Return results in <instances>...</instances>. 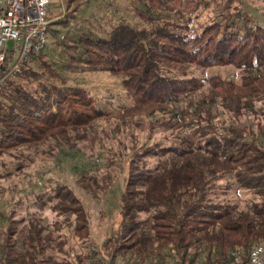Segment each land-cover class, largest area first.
Wrapping results in <instances>:
<instances>
[{"label": "trees", "instance_id": "obj_1", "mask_svg": "<svg viewBox=\"0 0 264 264\" xmlns=\"http://www.w3.org/2000/svg\"><path fill=\"white\" fill-rule=\"evenodd\" d=\"M86 1L52 5L48 45L0 83V178L39 150L100 152L101 164L76 181L98 196L125 169L120 221L98 247L57 257L63 226L88 237L81 201L57 181L37 202L61 218L49 227L34 214L6 216L0 260L194 264L203 253L205 264H245L251 245L264 242V11L244 0H128V20L82 26ZM115 14L102 9L93 18ZM217 65L234 66L238 79L204 73ZM95 71L118 76L125 101L95 92ZM238 188L251 195L244 205L219 198Z\"/></svg>", "mask_w": 264, "mask_h": 264}, {"label": "rangeland", "instance_id": "obj_2", "mask_svg": "<svg viewBox=\"0 0 264 264\" xmlns=\"http://www.w3.org/2000/svg\"><path fill=\"white\" fill-rule=\"evenodd\" d=\"M128 0H89L81 4L78 11L80 22L83 25L88 23L103 22L109 23L118 20L120 17L128 20L130 13L124 9ZM247 8L252 12L264 11L263 0H244ZM53 6H60L59 3L52 4ZM118 5L117 10H115ZM61 7V6H60ZM110 8L116 14L108 15L95 19L102 14V9ZM53 12H51V15ZM79 21V20H77ZM75 21H72L73 24ZM79 24V23H78ZM217 72L225 76L238 79V69L232 65H217L207 68L204 73ZM88 75L92 78L91 84L97 93L112 92V98L118 101H125V92L122 90L118 76L110 74L106 71L90 72ZM142 132H139L142 138ZM157 137L160 133L156 134ZM45 146V145H44ZM43 146V147H44ZM41 147V148H43ZM40 148V149H41ZM90 150L84 151L83 154L76 152L67 154L66 156L48 155L39 150L34 153L33 160L30 165L21 171L12 173L8 177L0 178V228L5 227V217L11 215L13 217H29L34 214L41 218L43 224L52 227L51 223L54 220H59L61 215L53 210L49 205L43 207L39 206L37 202L38 196L41 191L55 184V182H64L73 189L74 193L81 201L84 210L87 214L88 223V237L82 241L73 231L72 227L63 226L59 232L62 238H66L64 245L65 252L55 251L57 257L73 256L76 252L91 250L93 245L97 247L101 242L107 238L113 229H115L120 221V203L118 194L121 185V178L124 175L116 176L113 180L111 187L106 192L97 193L98 196H92L89 192L85 191L76 181V178L81 172L93 167V163H100L99 155L88 154ZM103 168H99L95 172L99 174ZM45 184L43 188L41 184ZM249 193H243L240 188L230 190L225 195H219V198L229 199L236 201L239 205H244L246 199L250 197ZM73 218V217H72ZM120 261L121 258L119 259ZM90 262H95L91 260Z\"/></svg>", "mask_w": 264, "mask_h": 264}, {"label": "built area", "instance_id": "obj_3", "mask_svg": "<svg viewBox=\"0 0 264 264\" xmlns=\"http://www.w3.org/2000/svg\"><path fill=\"white\" fill-rule=\"evenodd\" d=\"M58 2L61 0H0V83L9 71H18L30 53L48 45L47 33L56 18L50 16V11L52 4ZM240 253V248L231 251L234 262L240 260ZM204 260V254L198 253L193 263L205 264ZM112 264L124 263L116 260ZM169 264L178 263L172 260ZM245 264H264V242L251 245Z\"/></svg>", "mask_w": 264, "mask_h": 264}]
</instances>
